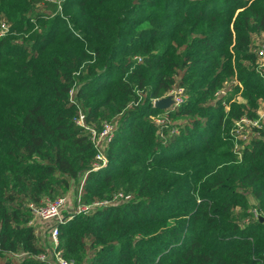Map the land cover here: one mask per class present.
Listing matches in <instances>:
<instances>
[{"label": "trees", "instance_id": "1", "mask_svg": "<svg viewBox=\"0 0 264 264\" xmlns=\"http://www.w3.org/2000/svg\"><path fill=\"white\" fill-rule=\"evenodd\" d=\"M262 32L264 0H0V264H46L29 204L83 177L81 203L122 196L58 224L79 263L264 264V124L241 157L232 134ZM80 110L114 124L97 170Z\"/></svg>", "mask_w": 264, "mask_h": 264}, {"label": "built area", "instance_id": "2", "mask_svg": "<svg viewBox=\"0 0 264 264\" xmlns=\"http://www.w3.org/2000/svg\"><path fill=\"white\" fill-rule=\"evenodd\" d=\"M255 52L258 55V70L264 77V38L261 43L255 48ZM182 89H173L170 91L174 96V103L178 104L182 101L181 92ZM219 92H222L220 90ZM73 93V89L71 90ZM169 93V94H170ZM75 101L74 99H72ZM226 104V103H225ZM226 107L229 106L226 104ZM76 122L79 125L88 127L91 134V139L94 146L97 149L96 160L93 163V170L102 168L107 163V157L104 151L105 144L110 141L114 132V124L112 122H105L102 129H97L93 126H89L86 121L85 113L80 110L76 118ZM264 124V100L257 110L255 116H242L240 117L235 126L232 129V134L235 142V150L239 153V157L242 156V148L244 144L248 142L251 137L259 133V129ZM84 178L82 179L79 189L76 192L74 199L71 194L58 196L56 198H46L43 203L35 204L30 203V209L33 213V218L30 221L37 228V232H40L46 238H48V247L45 251L40 252L36 257L46 262V264H83L77 262L74 258L67 257L63 254L62 250L58 247L59 245V223L65 219L71 218L75 213L86 211L95 205H104L109 202L113 203L118 200L122 194L116 195L113 199L96 201L91 204L81 203V192L84 184ZM67 212L65 213V211ZM255 215H258L257 209H254ZM48 234V236H47ZM19 256L20 254H16Z\"/></svg>", "mask_w": 264, "mask_h": 264}, {"label": "water", "instance_id": "3", "mask_svg": "<svg viewBox=\"0 0 264 264\" xmlns=\"http://www.w3.org/2000/svg\"><path fill=\"white\" fill-rule=\"evenodd\" d=\"M173 103H174V96L171 93L164 96V97L157 98L154 101L155 106H159L162 108H167V107L171 106ZM262 218H263V216L261 217V219Z\"/></svg>", "mask_w": 264, "mask_h": 264}, {"label": "rangeland", "instance_id": "4", "mask_svg": "<svg viewBox=\"0 0 264 264\" xmlns=\"http://www.w3.org/2000/svg\"><path fill=\"white\" fill-rule=\"evenodd\" d=\"M259 37H263L264 38V32H262V33H260V35H258ZM78 185H75V186H73L72 187V189L70 190V194H71V197H72V199H74V196H75V194H76V192L78 191ZM67 212V210L65 211V213ZM47 236H48V234H47Z\"/></svg>", "mask_w": 264, "mask_h": 264}]
</instances>
